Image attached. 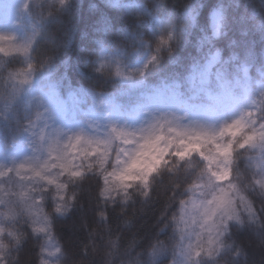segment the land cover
<instances>
[{
  "label": "trees",
  "instance_id": "16d2710c",
  "mask_svg": "<svg viewBox=\"0 0 264 264\" xmlns=\"http://www.w3.org/2000/svg\"><path fill=\"white\" fill-rule=\"evenodd\" d=\"M118 1L123 6L69 0L63 6L47 3L33 8L42 27L27 61L0 54V133L6 139L25 144L26 117L11 79L20 69L27 68L35 78L45 77L63 92L74 89L80 104L88 105L130 89L138 80H184L213 56L216 65L239 72L247 67L250 76L264 68V0ZM219 9L223 18L215 33L211 14ZM171 33L174 38L167 46ZM146 52L158 62L141 76L132 64ZM117 70L130 79L119 77ZM258 114L264 120V104ZM255 154L237 149L229 177L240 195L255 201V222L230 223L222 238V254L200 258V264H264V193L254 183L259 177ZM168 159L145 185L135 182L127 202L121 196L114 201L101 197L103 179L96 167L82 179L64 177L73 199L63 215L55 211L54 189L36 183L35 191L41 185L48 190L41 203L60 249L59 264H170L180 245L177 220L182 202L196 186L210 185L198 154ZM9 203L19 207L10 219L14 236L3 242V264H40L43 241L34 234L31 217L23 204Z\"/></svg>",
  "mask_w": 264,
  "mask_h": 264
},
{
  "label": "rangeland",
  "instance_id": "374dc122",
  "mask_svg": "<svg viewBox=\"0 0 264 264\" xmlns=\"http://www.w3.org/2000/svg\"><path fill=\"white\" fill-rule=\"evenodd\" d=\"M68 1L0 0V37L4 38L0 40V49H3L0 54L8 57L19 56L27 61V53L42 27V20L40 16L34 15L33 8L47 3L63 6ZM102 1L114 6H123L118 0ZM222 18L223 13L220 9L211 14V24L215 33L219 31ZM173 38L174 34L171 33L166 41L167 46ZM213 57L215 63L209 69V61ZM213 57L194 67L184 80L157 82L138 80L130 89L102 96L98 102L88 105L80 104L74 89L69 88L63 92L45 77H33L27 68L15 71L11 79L20 93L26 117L25 144H14L0 133V172L4 173V176L0 177V199H3L6 204L13 200L23 204L25 213L31 217L32 228L41 227L43 217L46 215L44 211L40 213L42 205L32 203L33 196L37 200L40 199L33 186L36 183H42L51 186L55 191V185H48L45 181L55 180L58 168L52 167L42 173L44 180L36 175V172L40 171L37 164L43 165L45 161L50 165L54 163L52 158L57 153L52 152V155H49V148L54 142L58 144V148H63L68 142V137H81L80 143H76L73 139L75 147L69 149L77 156H81L82 146L89 147L85 142H91L92 151L89 155L78 158L73 163L80 165L81 170H85L88 164H92L101 173L100 158L105 149H107L108 157L103 167L111 171L116 165L118 156L122 160L126 159V153L136 147L135 142L125 143L122 139H117L118 133L139 137L142 133L147 136L150 133L162 132L166 136H171L173 133L168 132L167 125H172L179 130L188 129L215 134L233 122L246 121L247 113L250 111L253 112V116L257 115L264 104V68L256 69L254 75L250 76L247 73V67L243 69V72L229 71L216 65L217 57ZM157 62V56L146 52L133 62L132 69L143 76L151 67L156 66ZM217 72L220 73L219 77L216 75ZM117 75L125 80L130 79L129 75L123 74L120 70H117ZM158 124H163L165 127L162 130L153 131L152 127ZM240 131L241 128L237 125L229 129V134L235 136ZM259 131L258 127L254 129L257 134ZM193 143L196 142L193 141ZM201 143L204 142L201 141ZM243 149L256 153L254 161L259 169V177L256 181L264 180V145L258 144ZM218 150L224 151L219 149V146ZM203 151H214V145L205 143ZM194 153L200 157L198 151L191 154ZM152 159L155 163L150 169H146L145 175L139 177L136 182L145 185L150 175L166 162L159 154H154ZM26 161L28 163H25ZM22 164H24L23 168L20 167ZM205 165L208 171V166L206 163ZM13 168L15 170L8 172ZM10 175L13 177L8 178ZM64 177L67 176L62 175L60 179ZM216 185L214 188L210 186L209 189L205 186H196L193 195L182 204L177 220L180 245L176 258L170 264H200V258L216 259L224 251L222 243V249L217 255L194 259L187 250L189 244L197 243L199 234L203 233L204 237H207L208 226L217 219L215 213L218 209L227 207L229 200L235 201L236 211L242 214L245 212L244 203L238 198L242 195L236 189L229 188L228 180L218 181ZM220 186L223 187V191L220 190ZM21 193H27V198L21 199ZM208 201L212 203L209 204ZM56 204L55 192V208ZM25 205H31L32 212L40 213V215L33 216ZM69 207L70 203L64 213ZM7 211V207L0 206V212ZM12 218L14 214L10 217L0 215V228H3L6 234L11 233V236L6 237L14 236L10 221ZM255 219L254 214L239 221H229L222 238L228 232L230 223L241 224L245 220L255 222ZM34 221L38 222L34 223ZM34 234L43 241L40 264H59L61 253L52 236L48 219L47 234L36 232ZM2 251L3 248L0 249V255ZM0 264H3V260Z\"/></svg>",
  "mask_w": 264,
  "mask_h": 264
},
{
  "label": "snow or ice",
  "instance_id": "6c2138e0",
  "mask_svg": "<svg viewBox=\"0 0 264 264\" xmlns=\"http://www.w3.org/2000/svg\"><path fill=\"white\" fill-rule=\"evenodd\" d=\"M192 11L195 12L196 5L193 4ZM4 39L0 37V40ZM3 49H0L2 51ZM215 63V58H211L209 61V69ZM218 77L219 72L216 74ZM240 126L241 131L238 135L229 134V129L234 126ZM165 125L158 124L155 127H152L153 131L155 129H163ZM259 128V133H255L254 129ZM168 132L173 133L171 136H166L160 133L144 135L143 133L136 137L135 135L118 133L116 138L122 139L125 143L135 142L136 147L130 152L126 153V159H120L119 156L116 160V165L113 166L111 171H108L104 168V164L107 161L108 152L105 149L103 156L100 158V165L102 168L101 175L103 177V187L100 190V195L103 199L108 201H114L118 196L124 198V201L127 202L131 198L130 189L136 187V180L145 175L146 169H150L151 165L155 163L152 159L154 154H159L163 156L165 161H170L169 156L173 157L171 160H183L185 156L191 155L192 152L198 151L201 159L205 161L208 166L207 173V182L210 186H217L216 182L218 181H229V188L236 189V184L229 179L233 174V158L237 149H243L248 147H254L256 145H264V120L261 119L260 115L253 116V112L250 111L247 113L246 121H236L229 125L224 126L215 134H207L203 132H196L188 129L179 130L176 126L167 125ZM115 132V130L113 131ZM250 137H254L251 138ZM75 139L76 143H80L81 137H68L67 144L63 148H58L56 142L49 148V155H52V152H56V156L52 159L54 163L51 165L45 161L43 165L37 164L40 171L36 172V175L40 177L41 180H44L45 177L42 173L46 170H50L52 167H56L59 171L55 174V180L47 179L45 182L48 185H55L56 192V208L55 211L59 214H64V211L72 200V197L68 196V184L60 179V176L66 175L69 180L82 179L86 172H91L93 169L92 164H88L86 170H81L80 165H75L74 160L82 157H86L92 151L89 141H86L85 144L89 147H83L81 151V156L75 155L70 148H74L75 144L73 143ZM195 141L196 143H193ZM203 141L204 143H201ZM214 145V151L205 152L203 151L204 144ZM223 149L224 151L218 150ZM25 163H28L27 161ZM21 168L24 167V164L20 165ZM163 167V165H162ZM15 170L9 169L8 172ZM19 174V172H17ZM4 173L0 172V177H3ZM256 187L260 190L261 193H264V180H258L254 182ZM150 188V185L148 186ZM220 190L223 191V187L220 186ZM37 192L41 193L40 199L37 200L35 196L32 197L33 205H42L43 195L48 190L41 185L36 189ZM145 197L148 196L149 192L145 191L142 193ZM28 196L27 193H21V199H26ZM241 202L244 203L245 212L242 214L236 211L235 201L229 200L228 206L225 208H220L215 213L217 216L216 220H213L212 223L207 228V237L205 238L203 233L197 236V243L195 245L189 244L187 250L188 254L194 258L199 259L200 257H213L219 253L222 249V234L226 229L228 222L231 220H242L245 217L256 214L254 210L255 201L251 198L244 196L238 197ZM215 199V197H213ZM184 202H182L183 204ZM209 204L212 201H208ZM0 206H5L8 208L7 212H0V215L11 216L16 213L15 209L19 205H14L12 203L6 204L3 199H0ZM31 212V205H25ZM43 209L40 207V213ZM40 213L32 212L33 216H39ZM208 214L207 211L205 213ZM43 217V216H42ZM38 221H34L37 223ZM207 223V221H206ZM33 231L36 233L47 234V218L43 217V226L34 227ZM6 236H11V233H5L3 228H0V249L4 247V240ZM15 243V241H13ZM59 251V249H57ZM3 260V256L0 255V261Z\"/></svg>",
  "mask_w": 264,
  "mask_h": 264
}]
</instances>
